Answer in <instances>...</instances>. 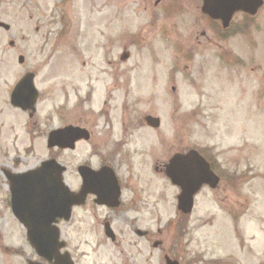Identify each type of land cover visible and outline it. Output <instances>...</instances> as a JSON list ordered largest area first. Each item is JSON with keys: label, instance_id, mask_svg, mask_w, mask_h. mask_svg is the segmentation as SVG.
Wrapping results in <instances>:
<instances>
[{"label": "rangeland", "instance_id": "1", "mask_svg": "<svg viewBox=\"0 0 264 264\" xmlns=\"http://www.w3.org/2000/svg\"><path fill=\"white\" fill-rule=\"evenodd\" d=\"M131 2L0 0V22L10 28H0V169L12 166L16 172L28 171L55 158L66 167L65 183L75 187L78 181L73 178V168L87 161L91 149L81 144L71 154L48 150V133L65 126L70 111L77 115L73 109L76 92L85 97L83 108L94 132L102 131L104 118L110 122L109 117L112 121L122 117L124 104L128 105L138 118L152 116L161 121L159 130L137 133L144 142L152 138L153 146L145 144L154 147V164H148L145 173L139 171L142 179L151 181L147 194L141 195L146 204L136 203L114 221L120 239L117 246L104 244L98 233L102 209L87 207L76 213L61 228V239L67 243L73 262L158 264L157 260L145 262L152 241L157 239L156 230H163L179 213L177 191L163 182V173L152 169L156 163L160 169L172 150L191 147L218 156L225 165L246 174L228 201L230 205L248 201L244 216L234 219L212 203L215 191L205 188L188 220L191 251L200 255L201 264H264V8L245 18L249 22L246 27L240 24L241 14L236 15L234 36L218 43V39L201 36L206 27L200 0H182L183 10L173 14L172 24L161 18L157 22H163L156 29L157 22L143 31L140 28L148 23L147 16L134 14L137 4ZM119 12L122 21L116 23ZM133 25L148 35L144 43H132L129 31ZM118 30L121 38L115 40ZM166 31L173 36L162 35ZM10 42H14L12 47ZM124 48L130 57L122 61ZM184 55L194 56L184 60ZM20 56L24 58L22 65L17 62ZM26 73L35 74L39 92L31 119L9 105L11 89ZM108 96L112 97L109 116L99 120L96 115ZM143 155L148 158V151ZM122 157L121 169L126 173L127 153ZM136 161L138 156L129 159L132 173L141 168L134 166ZM137 186L140 189L144 184ZM129 192H125L128 197ZM6 210L4 186L0 185V264H27L26 259L36 258ZM139 214L142 220L138 228L154 235L146 244L124 221ZM168 232L170 241L165 246L177 244L172 231ZM143 247L145 256L140 254Z\"/></svg>", "mask_w": 264, "mask_h": 264}, {"label": "flooded vegetation", "instance_id": "2", "mask_svg": "<svg viewBox=\"0 0 264 264\" xmlns=\"http://www.w3.org/2000/svg\"><path fill=\"white\" fill-rule=\"evenodd\" d=\"M118 2H122L123 0H117ZM130 2L133 1L134 3L137 4L135 6L134 14H142L147 16L148 23L144 25L145 27H141L140 31H143L144 28H152V26L155 27V23L159 19H163V21L166 24H172L175 15L174 13L178 12L180 13L183 10V5L181 4L182 0H169L168 2L166 0H129ZM261 8L259 9L262 10L264 8V0ZM131 2V3H133ZM202 0H200V6H201ZM102 5V4H101ZM154 6V7H153ZM154 8V9H153ZM174 8L176 10H174ZM201 8V7H200ZM151 9L152 14L150 13ZM149 10V11H148ZM155 11H159V14H155ZM258 11V12H259ZM201 12V11H200ZM238 15V14H237ZM202 19L205 24V29L206 31H203L201 33V36H207L210 37L214 40L218 39H223L229 35H219L217 33V30H223V31H229L230 33L234 32L233 24H235V17L231 20L229 25L226 28H223L220 22L214 21L215 23H211L212 20L207 18L205 15L201 13ZM207 20H206V19ZM247 16L241 14V25L243 27L248 26V22L246 21ZM116 23H121L122 18H121V13L119 12L118 16L117 14L115 15L114 18ZM163 21L160 23H156L155 29L158 27L157 24H161ZM171 22V23H170ZM137 31L134 33L133 31ZM170 30V27L169 29ZM133 31L131 30L132 33V38L131 41L132 43L135 44H141L142 42L144 43L146 40L145 33L143 32H138L139 28L134 27ZM167 32V31H166ZM162 33L164 36L172 37L173 33ZM209 36H208V34ZM217 35V38H214L213 34ZM102 32L100 31V34ZM99 34V35H100ZM115 40H118L121 38V31L118 30L115 32ZM219 37V38H218ZM172 39H167L166 41L169 42ZM210 40V39H209ZM185 45L182 42H175L174 45ZM212 44V43H209ZM222 45V44H219ZM194 55H184V60H188ZM35 79V77H34ZM87 82V81H86ZM86 94V92L84 93ZM75 104L73 109H76L77 115L74 114L73 110L70 111L71 117L68 118L67 124L62 127H72V128H80L88 133V138L84 139L81 138L77 141L74 142V139L77 135L74 131L69 132V139L66 140V146L68 149L66 150L67 152L74 153L78 147L81 144H87L91 151L89 152L88 159L87 161H84L80 163L78 166L74 167L72 171L73 173V178L78 181L77 185L75 187H70L67 185L71 196L73 197V201H71V207L69 209L70 211V220L72 217L81 211L87 210L86 208L89 207L90 209L95 210V207L98 209H102L103 211V216L101 217L102 220L98 221V225L100 230L98 231L99 235L104 238L102 241L104 244L107 245H112V246H117L120 243L119 235L117 231L114 230V221L119 218V215H123L124 213H127L130 211L129 207H132L133 205L135 206L136 203L141 204V206L146 204V202H143L144 199L141 198V195L147 194L148 188L150 186L151 181H147L146 178L142 179V176L139 175V171L141 172H146L145 167L148 168L151 167L154 164V157L152 156V152L154 150V147H149L147 148L146 142H149L153 146V140L152 138H148L145 142L142 141V135L138 136L137 138V133L139 131H144L148 132L149 131H157L159 130L156 129L154 130L153 128L149 127L146 123V116L144 117H137L136 111L132 108L129 107L128 105L124 104L123 107V116L116 118V119H111L110 122L107 121L104 117L109 116V110L107 109L109 100L112 98L108 96L107 98L104 99L103 101V109H100L99 112L97 113L96 117L98 119L103 120V124L101 126V129L97 131L92 130V126H90V120L87 118L88 117V111H84L83 105L85 104V97L82 96L79 92H76L75 94ZM111 109V108H110ZM70 120V121H69ZM90 127V128H89ZM93 128L97 129L96 126H93ZM152 135L151 133H149ZM151 137V136H149ZM153 148V149H152ZM191 150H196L194 148L188 147L185 150H172V155H168V157L165 159V163L160 167L159 169V164L156 163V167L152 169V171H155L157 173H163V182L170 184L169 179L165 176V169L166 165L169 161V159L178 154V155H187ZM149 154V157L146 158V156L143 155V153L147 152ZM198 151V150H196ZM199 152V151H198ZM127 153L128 159V167L126 169L127 177L125 170L121 169L124 167L123 163V155ZM200 155L203 156V158L209 163L212 171L214 174L219 178V183L218 185L211 189L212 191H215V201H212L218 208L220 207V211H225L229 217L234 219H240L241 217L244 216L245 212L248 209V201H235V204L231 203L229 204L228 201L230 198V193L235 188V185L238 184L240 180L243 181L244 177L246 174H239L238 170L235 168L230 167L229 165H225L222 160H219L218 156L215 155H206L209 154L207 151L199 152ZM133 156H138V161L133 162L134 166L140 165L141 168L136 172L132 173V165L129 162V159L132 160ZM141 157V158H140ZM144 157V158H142ZM94 158L96 159V163L94 164L93 162L95 161ZM81 167L87 168L85 171H81ZM91 169L94 173L99 172V174H94L92 176V180H89V171ZM8 170L9 173L15 174L19 173L14 170V168L11 166H8V168H2L0 169V185L4 186V195H5V204L7 205V210L6 212L8 214H11L10 210V200H9V187L10 184L7 182L5 178V171ZM66 172V171H65ZM101 172V173H100ZM134 174V175H133ZM54 174H51L50 177L52 178ZM88 184V186H85L84 183ZM132 182L135 183L132 184ZM142 182L144 184L143 187L140 189L137 186V183ZM96 185H101V195H103L105 198H99L97 197L96 194L91 192V188H96ZM131 185H133V189H131ZM174 188V187H172ZM209 188L207 187H203ZM202 188V189H203ZM128 189L132 190V192H129ZM175 189V188H174ZM178 189V188H177ZM175 189L178 194L180 193V189ZM203 189V190H204ZM202 190V191H203ZM210 190V191H211ZM129 192L130 196L128 197L125 192ZM201 193V191L197 194V196ZM195 196V198L197 197ZM157 197H160V194H157ZM76 201V203H74ZM124 201V202H123ZM96 208V209H97ZM50 211V222L48 225L45 226L44 229L38 230L42 232H52L54 230L57 231L58 233V238L59 241H57V244H62L60 248L57 249V253L55 256H53L51 262H46L43 259L36 258L37 255L35 251L29 248L31 251L32 256H34L36 259H26V262L28 264H32V261L39 262L40 264H66L67 261L72 260L71 255L69 253V247L67 243L61 239V228L64 224H67L70 222L69 221H64V217L57 216V206H51L50 208H47ZM99 209V210H100ZM33 210H30L31 215ZM222 213V212H221ZM12 216V215H11ZM12 219L13 216H12ZM218 219V216H217ZM16 224L20 227V232L22 234V237H26V234H28V228L27 226L24 227V225L19 224L16 219H14ZM140 214L138 217H131L127 218L124 220L126 223V227L133 232V234L136 236L138 240H143L144 243H149L152 240V235L151 231L148 230H141L138 228L137 224L139 221H141ZM189 218L184 215H179L175 221L169 222L163 230L157 229L156 230V240L152 241L151 245V250L147 253V257L145 259V262L149 263L152 262V260H157L158 264H166V259H169L167 264H172L171 262H175L176 264H201L200 260V255L197 254L196 252L191 251V246H190V241H191V230H190V225H189ZM123 221V220H121ZM173 227V228H171ZM169 228V229H168ZM171 230L173 233V238L177 239V244L174 242L172 244L169 243V245H166V241H170V234L168 230ZM165 230L167 231V234H165ZM245 247V246H244ZM155 252V253H154ZM144 253V247L143 251L140 252L141 256ZM145 256V255H143ZM31 260V261H30ZM215 261L211 262H206L204 264H215ZM75 264V263H74ZM151 264V263H150Z\"/></svg>", "mask_w": 264, "mask_h": 264}, {"label": "water", "instance_id": "3", "mask_svg": "<svg viewBox=\"0 0 264 264\" xmlns=\"http://www.w3.org/2000/svg\"><path fill=\"white\" fill-rule=\"evenodd\" d=\"M261 5L262 2L260 0H203V12L212 14L213 10L215 12L224 11L226 12V16L222 18L225 22H228L235 10L242 9L253 14L254 9ZM0 27L5 30L9 29L7 25L1 23ZM22 61V58H19V63H22ZM31 79L32 76H27L26 79L15 87L11 95V104L24 111L31 110L33 113L35 111L34 105L37 93ZM147 121L149 125L158 126V119L148 117ZM69 132L70 128L51 132L48 137V148L54 146L65 147L66 140L69 139ZM187 159L189 161L184 163L185 168L181 175L178 172H174V168L176 166L179 168L181 165L182 159L180 157L173 158L167 168V175L170 176L173 183L181 185L183 190L191 186L194 187V190L188 191L179 197L178 210L184 214L191 212L193 193L198 190L201 183L207 181V176H212L210 172L208 174V166L196 153L191 152L187 156ZM63 170L54 161H50L43 163L38 170L21 176H15L10 181L12 184L11 207L13 214L27 226L28 240L36 253L48 260H51V256L56 255L57 249L62 244H57L58 233L56 230L47 233L38 231L44 229L50 222V211L47 208L56 205L57 216L68 219V206L73 201V197L69 194L61 179ZM89 172V180H92V172ZM53 173L54 176L51 178L50 175ZM84 185L88 186L86 181ZM90 188L91 192L96 194L97 197H104L100 194L99 189ZM30 210H33L32 215Z\"/></svg>", "mask_w": 264, "mask_h": 264}]
</instances>
